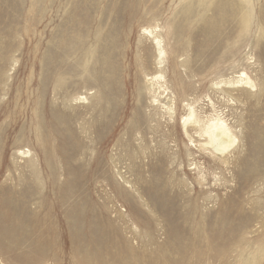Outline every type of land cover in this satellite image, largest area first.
Returning a JSON list of instances; mask_svg holds the SVG:
<instances>
[{
  "label": "rangeland",
  "instance_id": "obj_1",
  "mask_svg": "<svg viewBox=\"0 0 264 264\" xmlns=\"http://www.w3.org/2000/svg\"><path fill=\"white\" fill-rule=\"evenodd\" d=\"M0 264H264V0H0Z\"/></svg>",
  "mask_w": 264,
  "mask_h": 264
},
{
  "label": "bare ground",
  "instance_id": "obj_2",
  "mask_svg": "<svg viewBox=\"0 0 264 264\" xmlns=\"http://www.w3.org/2000/svg\"><path fill=\"white\" fill-rule=\"evenodd\" d=\"M242 75V74H241ZM243 76V75H242ZM157 78H153V80H156ZM156 82V81H155ZM238 83V81H237ZM247 83V82H246ZM226 85V83H225ZM217 86V85H216ZM225 87V86H224ZM217 90V89H215ZM231 101V100H230ZM191 105V104H190ZM189 105V106H190ZM184 107V106H183ZM192 107V105L190 106ZM190 110V108H189ZM195 111V110H193ZM193 111H190L188 116L186 117L185 120H182V127H185L188 123H190L191 121H195L194 120V113ZM214 115V114H213ZM186 116V115H185ZM197 116V115H196ZM212 117V116H211ZM197 117H195L196 119ZM214 118V117H212ZM211 118V119H212ZM219 118V117H218ZM210 119V120H211ZM222 120V119H221ZM197 121V120H196ZM209 121V120H208ZM213 121V120H212ZM200 122V121H199ZM211 122V121H210ZM181 124V125H182ZM196 125V124H195ZM194 125V126H195ZM198 125V124H197ZM193 126V127H194ZM201 126V125H200ZM181 127V128H182ZM203 128V127H202ZM206 128V127H205ZM204 128V129H205ZM202 132V131H201ZM198 133V132H197ZM196 134V133H195ZM203 136H205L207 138L206 143L204 144V146H210V148H212L214 151L218 152L219 154H223L225 153L230 147H232V145L234 144V138L232 136V134H230L229 129L223 125L222 123H219L218 121L215 123H212L205 131L202 132ZM201 136V134H198ZM199 136V137H200ZM192 146V145H191ZM221 156V155H220ZM227 235V234H226ZM126 251V250H125Z\"/></svg>",
  "mask_w": 264,
  "mask_h": 264
}]
</instances>
